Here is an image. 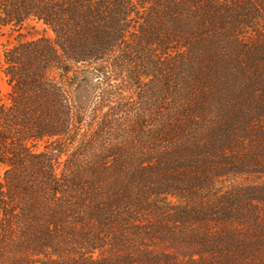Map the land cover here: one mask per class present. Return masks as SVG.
Listing matches in <instances>:
<instances>
[{"label":"trees","instance_id":"16d2710c","mask_svg":"<svg viewBox=\"0 0 264 264\" xmlns=\"http://www.w3.org/2000/svg\"><path fill=\"white\" fill-rule=\"evenodd\" d=\"M0 38V264H264V0H0Z\"/></svg>","mask_w":264,"mask_h":264},{"label":"rangeland","instance_id":"374dc122","mask_svg":"<svg viewBox=\"0 0 264 264\" xmlns=\"http://www.w3.org/2000/svg\"><path fill=\"white\" fill-rule=\"evenodd\" d=\"M38 28L36 29V31H31L29 33V35H27V38H35V37H40L43 33L41 32L43 30V28L40 26H37ZM44 35H46L47 37H50V33L49 32H44ZM5 39V38H4ZM4 39L0 38V96L5 95L8 91H9V87L7 85L6 79L4 78L2 72H1V55H2V51H3V47L5 45L4 43Z\"/></svg>","mask_w":264,"mask_h":264}]
</instances>
